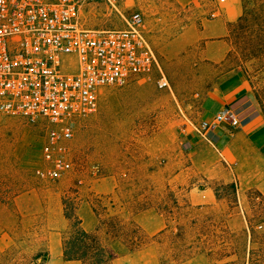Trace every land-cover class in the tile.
<instances>
[{
	"label": "rangeland",
	"instance_id": "1",
	"mask_svg": "<svg viewBox=\"0 0 264 264\" xmlns=\"http://www.w3.org/2000/svg\"><path fill=\"white\" fill-rule=\"evenodd\" d=\"M229 1L123 0L116 3L117 11L98 4L82 13L86 27L100 30L123 29L125 19L141 11L144 35L169 88L157 86L154 71L123 87L102 89L97 112L66 143L72 167L57 180L44 174L45 127L0 117V264H34L38 253L55 249L58 241H49V235L59 228L64 197L79 205L99 198L106 209L99 210L102 218L118 214L129 227L132 212L149 208L136 218L143 244L131 252L115 243L118 257L109 264H248L251 249L264 264V202L210 182L221 199L202 209L189 204V191L195 195L205 183L189 170L179 173L188 161L178 147L200 121V98L219 71L241 72L264 114V0H239L241 20L229 25L230 50L221 67L197 64L192 53L178 59L162 54L166 42L213 18L211 13ZM163 222L167 229L160 233ZM68 228L67 223L60 238ZM177 230L192 247L181 260L173 254L178 245L169 239ZM100 237L105 242L107 236Z\"/></svg>",
	"mask_w": 264,
	"mask_h": 264
},
{
	"label": "built area",
	"instance_id": "2",
	"mask_svg": "<svg viewBox=\"0 0 264 264\" xmlns=\"http://www.w3.org/2000/svg\"><path fill=\"white\" fill-rule=\"evenodd\" d=\"M119 1L0 0V117L45 127L44 174L52 180L71 169L66 143L97 112L102 89L123 87L154 71L157 86L169 88L144 35L141 11H133L123 29L84 25L82 13L92 6L117 11ZM250 118L223 108L210 122L192 124V130L206 139L212 128L241 129Z\"/></svg>",
	"mask_w": 264,
	"mask_h": 264
},
{
	"label": "crops",
	"instance_id": "3",
	"mask_svg": "<svg viewBox=\"0 0 264 264\" xmlns=\"http://www.w3.org/2000/svg\"><path fill=\"white\" fill-rule=\"evenodd\" d=\"M241 14L242 4L239 0L224 3L218 16L203 19L201 24H193L183 34L166 42L162 54L169 59H178L192 53L197 58V64L221 67L230 50L227 39L229 25L237 21ZM223 108L251 118L241 129L226 125L212 128L207 132L206 139L188 129L178 141L181 157H186L188 161L179 173L189 170L205 183L197 194L189 191L188 201L193 206L216 202L215 187L211 188L208 185L210 182L233 183L237 192L240 189L244 192L256 189L264 195V114L248 81L238 70L219 71L212 76L200 98V120L210 122ZM90 189L94 190L93 187ZM77 215L86 231L95 229L97 219L87 202L79 205ZM138 215L140 213L134 216L135 222ZM58 222L57 232L49 235V241L57 239L58 243L53 251H48L46 264H80L62 259L60 233L68 223L63 216V204L59 207ZM164 228L163 222L158 232Z\"/></svg>",
	"mask_w": 264,
	"mask_h": 264
},
{
	"label": "trees",
	"instance_id": "4",
	"mask_svg": "<svg viewBox=\"0 0 264 264\" xmlns=\"http://www.w3.org/2000/svg\"><path fill=\"white\" fill-rule=\"evenodd\" d=\"M240 20L241 17H239L237 21ZM256 99L258 100L257 97ZM217 185L223 186V189L225 188L232 191L234 195L237 194V187L233 183H218ZM219 191L220 189L217 187L213 190L216 201L221 199ZM244 193L246 195H255L262 202H264V195L256 189H248ZM101 202V199L97 198L89 203L91 210L97 219L95 229L89 232L83 228L82 221L77 215V209L79 207L78 201H76V199L74 201H70L65 197L63 198V216L68 221L69 227L67 234L63 235L61 238L62 259L64 261H78L80 264H109L118 257V254L113 247L115 243H119L131 252L143 244L142 240L145 235L141 227L135 222L134 216L140 211L147 210L149 208L142 207L141 210L139 209L131 213L127 220V223L131 227L130 228L127 224L125 225V221L118 214L102 218L99 210L106 211V209L102 206ZM172 204L176 209L180 208L174 199H172ZM196 207L198 209H202L204 206ZM192 223L195 224L196 222L192 221ZM248 227L249 234L252 237L254 229L250 226V224ZM166 229L167 225L165 224V228L160 231V233H163ZM101 233H104L105 236H107L105 238V242L100 237ZM169 239L171 240V244L178 245L177 250L173 253L177 260L189 257L188 255H184V252H191L192 247H187L184 233L177 230L176 233H171V237H169ZM196 239H200V237H196ZM198 253L202 254L203 251H199ZM249 255L248 264H260V262H262L260 260V255L255 253L252 249L250 250ZM182 256L184 257L181 258ZM253 256L256 258L253 259ZM34 259V264H46L49 259V255L48 253H38Z\"/></svg>",
	"mask_w": 264,
	"mask_h": 264
}]
</instances>
